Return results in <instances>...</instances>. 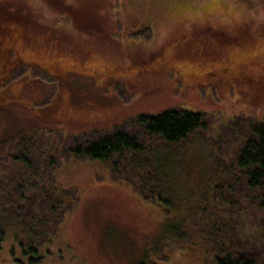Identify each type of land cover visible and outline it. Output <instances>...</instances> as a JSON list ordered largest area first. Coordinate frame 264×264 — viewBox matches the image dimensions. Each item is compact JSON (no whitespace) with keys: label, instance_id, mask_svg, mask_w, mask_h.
Listing matches in <instances>:
<instances>
[{"label":"rangeland","instance_id":"374dc122","mask_svg":"<svg viewBox=\"0 0 264 264\" xmlns=\"http://www.w3.org/2000/svg\"><path fill=\"white\" fill-rule=\"evenodd\" d=\"M174 109L208 129L174 146L142 133L139 174L123 172L132 153L114 177L65 152L75 135ZM250 122L264 125V0H0V264H32L30 228L45 231L36 264H216L244 251L264 264V190L236 161ZM157 173L173 211L135 192ZM54 180L76 199L50 241Z\"/></svg>","mask_w":264,"mask_h":264},{"label":"trees","instance_id":"16d2710c","mask_svg":"<svg viewBox=\"0 0 264 264\" xmlns=\"http://www.w3.org/2000/svg\"><path fill=\"white\" fill-rule=\"evenodd\" d=\"M208 126L209 121H207L205 115L188 110L174 109L163 111L160 114H141L131 118L128 123L119 125L112 130L92 131L84 135H75L72 143L67 145L65 152L69 157L91 159L95 162L101 161L110 166V172L114 177H116L115 175L123 177L124 174L120 173L118 165L120 159L124 160L125 155L128 153L134 155H132L130 162L126 163L127 166L123 172L128 171V173L139 174L137 168L140 167L141 159L137 160V156L140 158L147 151L145 143L141 142L139 138L142 133H145L150 138L157 137L167 145L174 146L185 141L197 130H207ZM248 127L247 132H250V136L247 135V139H244L245 142L236 154V161L241 170L244 169L246 171L249 188L262 191L264 190V125L260 122H250ZM25 158V156L17 157L19 160ZM56 164L55 158H50L47 167L52 168ZM159 175L161 173H157V178L153 177L155 175L152 176L153 178L149 177L135 189V192L145 199L158 196L159 200L166 206L165 208L168 207L173 211L175 209L173 197H170L167 194L168 192H163L157 184L158 181L156 182V179H159ZM124 178H121V180L129 185L130 183L133 184V181L125 180ZM136 178L138 177L136 176ZM154 183L156 184L153 185ZM152 186H155V188ZM45 191L47 214L45 213L46 216H43L44 218L41 221H45L48 218L49 230L47 229L46 232L49 233L51 241L53 235L52 225L58 227L64 221L67 212L72 207L73 202L71 199L74 201L76 196L72 195L71 191H68L72 197L69 196L66 199V196H63L62 189L56 185L55 180L49 187L45 183ZM23 209L27 211L28 205H25ZM27 214H29L28 211ZM179 227L172 225L168 230V235H175L179 231ZM30 230L33 232L31 233L34 237L27 243L28 246H26L29 249L25 251V254L31 256L29 259L32 264H36V262H42L44 256L39 249L40 244L37 243L39 241L35 240L43 237L42 235H45V231H37L31 228ZM215 262L216 264H259V260L248 251L237 253L236 256L233 253H227L225 256L217 255L215 256Z\"/></svg>","mask_w":264,"mask_h":264}]
</instances>
